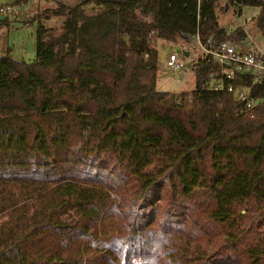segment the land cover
Listing matches in <instances>:
<instances>
[{"label":"trees","instance_id":"16d2710c","mask_svg":"<svg viewBox=\"0 0 264 264\" xmlns=\"http://www.w3.org/2000/svg\"><path fill=\"white\" fill-rule=\"evenodd\" d=\"M234 1L264 39V0ZM219 2L55 0L29 20L35 58L0 56V264H264V81L252 118L208 87V57L193 89L156 88L158 39L242 35Z\"/></svg>","mask_w":264,"mask_h":264},{"label":"rangeland","instance_id":"374dc122","mask_svg":"<svg viewBox=\"0 0 264 264\" xmlns=\"http://www.w3.org/2000/svg\"><path fill=\"white\" fill-rule=\"evenodd\" d=\"M27 2L21 5L25 0H16V3L11 0H0L2 3H12L17 8L15 12L9 14L7 17V24H0V56L9 51V55L16 61H32L35 58L36 50V31L38 22H29V20L39 11L48 7H55V0H26ZM66 4H73L76 0H61ZM226 3V0H220L219 6L216 8V16L218 24L225 30L236 29L245 23V19H251L249 28H252L254 18L257 16L259 8L253 6H233L230 5L228 9L220 8ZM41 9V10H42ZM63 17H57L51 22L50 27L60 29ZM64 19V18H63ZM63 22V21H62ZM258 43L264 47V39L262 36L255 33ZM182 46L191 52H195L196 56L191 55L187 59V65L184 69L173 71L165 66L166 57L171 52H176L179 57H182ZM156 50L159 59V69L157 71L158 87L162 91L177 92L191 90L194 87V76L191 72L193 63L201 57V50L193 48L191 42L178 40L171 42L166 40H159L156 43ZM184 77L180 74L184 71Z\"/></svg>","mask_w":264,"mask_h":264},{"label":"built area","instance_id":"2783aa9c","mask_svg":"<svg viewBox=\"0 0 264 264\" xmlns=\"http://www.w3.org/2000/svg\"><path fill=\"white\" fill-rule=\"evenodd\" d=\"M233 6L241 7V3L233 2ZM16 6L12 3L0 4V16L8 17L15 12ZM251 19H245V23L239 28L242 35L238 38L215 41L209 38L201 43L196 35L192 38L194 48L201 50V57H208L216 65L217 70L210 74L208 87L214 91H224L232 95L233 99L240 105L241 112L254 117L255 110L261 102V98L253 93L256 84L264 81V47H262L255 36L261 34L249 28ZM235 29H230L232 32ZM263 38V37H262ZM182 57L176 52H171L166 57V68L178 71L187 65L190 57L185 46ZM191 54V52H190ZM193 55V54H192Z\"/></svg>","mask_w":264,"mask_h":264},{"label":"crops","instance_id":"0c3cea01","mask_svg":"<svg viewBox=\"0 0 264 264\" xmlns=\"http://www.w3.org/2000/svg\"><path fill=\"white\" fill-rule=\"evenodd\" d=\"M11 2H14V3H16V0H11ZM27 1L25 0V2H21L22 4L21 5H23L24 3H26ZM48 8H53V7H48ZM42 9V8H41ZM41 9H39V11L41 10ZM60 18H61V16H59ZM57 17L55 16V17H50V18H48V19H45L44 21H43V25L45 26V27H50V25H48V24H50L51 22H53L54 21V19H56ZM62 21H63V18H62V20H61V23H62ZM1 24V23H0ZM159 40H161V39H158L157 41H156V43L159 41ZM189 42H191V46L194 48V45H193V42H192V38H189ZM155 48H156V44H155ZM5 54V53H4ZM3 54V55H4ZM192 54L194 55V56H196V53L195 52H192ZM192 54H190V52H189V56H191ZM195 63V62H194ZM194 63H193V65H194ZM189 72H191L192 74H193V67L191 68V71H189ZM188 71H184V72H182V74H180L182 77H184V75H185V73H189ZM194 76V75H193ZM156 88L158 89V90H160L159 89V87H158V81H157V79H156ZM162 91V90H161ZM186 91H189V90H186ZM179 92H181V91H177L176 93H179Z\"/></svg>","mask_w":264,"mask_h":264},{"label":"water","instance_id":"95a60500","mask_svg":"<svg viewBox=\"0 0 264 264\" xmlns=\"http://www.w3.org/2000/svg\"><path fill=\"white\" fill-rule=\"evenodd\" d=\"M4 18H5V17L1 15V16H0V21H3V20H4ZM192 38L194 39V38H195V36H193Z\"/></svg>","mask_w":264,"mask_h":264}]
</instances>
